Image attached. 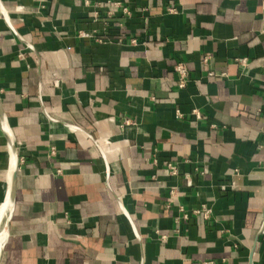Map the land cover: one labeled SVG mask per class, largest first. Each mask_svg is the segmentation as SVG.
I'll use <instances>...</instances> for the list:
<instances>
[{
	"label": "crops",
	"instance_id": "0c3cea01",
	"mask_svg": "<svg viewBox=\"0 0 264 264\" xmlns=\"http://www.w3.org/2000/svg\"><path fill=\"white\" fill-rule=\"evenodd\" d=\"M115 1L0 0V264H264V0Z\"/></svg>",
	"mask_w": 264,
	"mask_h": 264
},
{
	"label": "built area",
	"instance_id": "2783aa9c",
	"mask_svg": "<svg viewBox=\"0 0 264 264\" xmlns=\"http://www.w3.org/2000/svg\"><path fill=\"white\" fill-rule=\"evenodd\" d=\"M115 4H118L119 2L116 0L114 2ZM123 8V11L124 12H128L127 8L125 6H122ZM94 17L96 18L97 17V13L94 12ZM96 31V30H95ZM94 30H91V31H81L80 34L83 35V36H92L94 35ZM241 61H245L246 58H241L240 59ZM175 69L178 71L179 73V81H178V85L179 86H184L185 85V76H186V68L184 66V64L182 62H178L176 65H175ZM212 73V72H210ZM264 108V103H263V106ZM51 152H55V147L54 146H51ZM170 169L172 171H176V168L173 164L171 163H168ZM60 169H58L59 171ZM195 212H202L205 216H208L210 214V208L204 203V204H201L200 207L198 208H195L194 209ZM184 216H186V213H184ZM202 264H212V260H206V261H203Z\"/></svg>",
	"mask_w": 264,
	"mask_h": 264
},
{
	"label": "bare ground",
	"instance_id": "6f19581e",
	"mask_svg": "<svg viewBox=\"0 0 264 264\" xmlns=\"http://www.w3.org/2000/svg\"><path fill=\"white\" fill-rule=\"evenodd\" d=\"M14 167L13 157L10 163L8 180L3 185V193L0 203V250L2 247V243L6 236V221L9 215V210L11 209V188H10V180H11V172Z\"/></svg>",
	"mask_w": 264,
	"mask_h": 264
},
{
	"label": "water",
	"instance_id": "95a60500",
	"mask_svg": "<svg viewBox=\"0 0 264 264\" xmlns=\"http://www.w3.org/2000/svg\"><path fill=\"white\" fill-rule=\"evenodd\" d=\"M0 124H1L3 127H6V126H7L4 117H2V118L0 119ZM9 138H10V135H9ZM10 147H11V150H12L11 153H12V157H13V161H14V167H13L12 172H11V180H10V188L12 189V186H13V182H14V179H15V173H16V169H17L18 163H17V156L15 155V151H14L13 146H12V140H11V138H10ZM10 195H11V194H10ZM10 197H11V196H10ZM11 200H12V198H11ZM8 217H9V215H8ZM8 217H7V219H8ZM6 223H7V221H6Z\"/></svg>",
	"mask_w": 264,
	"mask_h": 264
}]
</instances>
